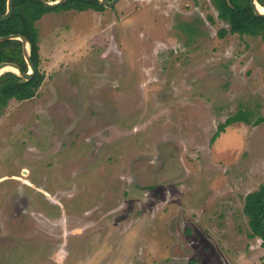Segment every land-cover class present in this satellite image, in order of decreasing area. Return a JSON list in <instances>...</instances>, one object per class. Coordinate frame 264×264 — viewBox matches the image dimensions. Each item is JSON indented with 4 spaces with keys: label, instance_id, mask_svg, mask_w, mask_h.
Masks as SVG:
<instances>
[{
    "label": "rangeland",
    "instance_id": "rangeland-1",
    "mask_svg": "<svg viewBox=\"0 0 264 264\" xmlns=\"http://www.w3.org/2000/svg\"><path fill=\"white\" fill-rule=\"evenodd\" d=\"M35 26L44 78L0 112V210L13 185L30 193L13 176L45 181L50 201L0 214V264H264L242 211L264 181V40L219 36L228 25L210 0L50 10ZM70 109L77 121L58 118ZM238 109L250 123L211 141ZM105 131L72 171L93 149L84 137ZM55 133L48 157L26 153ZM74 181L78 195L63 196Z\"/></svg>",
    "mask_w": 264,
    "mask_h": 264
},
{
    "label": "trees",
    "instance_id": "trees-1",
    "mask_svg": "<svg viewBox=\"0 0 264 264\" xmlns=\"http://www.w3.org/2000/svg\"><path fill=\"white\" fill-rule=\"evenodd\" d=\"M216 10V16L226 22L228 28H220L218 35L226 32L259 36L264 40V16L252 11L249 0H210ZM264 7V0H256ZM6 0H0V15L6 8ZM105 7L98 0H66L63 4L49 8L39 0H12L10 16L0 20V36L7 34L23 35L29 45V58L35 67V72L28 80H22L11 71L0 74V112L8 100H25L34 97L42 80L43 73L39 69L38 32L35 21L45 12L50 10H75L83 11L92 9L103 10ZM15 63L22 71L27 70V64L22 53L20 40L7 38L0 41V62ZM264 82V75H263ZM248 112L238 109L230 114L222 123L217 125L215 132L210 137L213 141L225 127L234 122L250 123ZM263 117L256 118L252 123H259ZM242 211L247 217L250 237L257 236L264 247V181L259 186L247 192L243 197Z\"/></svg>",
    "mask_w": 264,
    "mask_h": 264
},
{
    "label": "flooded vegetation",
    "instance_id": "flooded-vegetation-1",
    "mask_svg": "<svg viewBox=\"0 0 264 264\" xmlns=\"http://www.w3.org/2000/svg\"><path fill=\"white\" fill-rule=\"evenodd\" d=\"M73 116H74V113H72L71 112V109H70V112H67V113L60 112L58 118L59 119H62V120H64V118H69V120L72 121V122L73 121H77V120H75L73 118ZM105 132H106V134H105V136H103V139H102L103 141H101L100 139L97 140V138L95 139V137L94 138H91L92 136H90L88 138L86 136L84 137L85 138L84 140L86 142L93 144V149H91L90 151L88 150V154L84 157V161L83 162H80V164L82 163V165H80V164L76 165L75 167H73L72 171L73 170L76 171L78 168H83V166H84V168H87L88 165L92 162V160H94L96 158L95 156L98 155L97 154L98 153V149L102 145H104L103 143L108 142V138L107 137L110 135V133L107 132V131H105ZM76 133H80V132L76 131ZM77 135H80V134H77ZM96 135H98V134H96ZM56 138H57L56 137V133L55 134H52V138H50L51 139L50 143H52V145L50 143H48V145H50V147H47L46 150L45 149L44 150H38L37 148H30L29 147V148L26 149L27 150L26 153L28 155H32V156L33 155H36L37 153L38 154L40 153V156H43V158L44 157H48L51 153H53L52 152L54 150L53 148L59 143ZM64 146L65 145H63V144L60 145V147H62V148H64ZM60 147H59V149H60ZM38 154H37V156H38ZM65 163L66 162H64V164ZM63 166H65V165H63ZM24 172H25V170L22 169L21 174L24 173ZM155 174H157V173L155 172ZM23 175L25 176L26 174L24 173ZM144 175H145V173H142L140 175L141 178H139V179H143ZM14 177H16V176H13L12 180L13 179H17L18 181H20V184L21 185L25 186L26 189H30V193L25 192V190L22 188V186L20 187V189H18V185H13L10 188L9 192L7 193L8 195H7V197L4 200V205L2 206V209L0 210L1 216L4 213L6 214V216H12V215H14V216H21V213L22 212L23 213L25 212V207L26 206H30L29 204L32 202V200L34 199V197L38 193H40V195H39L40 197H42L43 199L48 200V202L50 201L49 200L50 199L49 198V195L50 194L45 191V188L48 186V184L45 181L34 180V183H32L33 181L31 182L26 177H18V178H14ZM135 183L137 185H139V186L142 185L139 182H135ZM71 185L68 188H62L61 189V191H62L61 194L63 196H66V197H75V196L78 195V193L80 191V187L77 185V183L75 181ZM108 187H109V185H108ZM105 190L107 192L101 191L100 192V196L101 195H105L106 193H108L107 187L105 188ZM109 193H110V190H109ZM31 206L33 208H35L34 205L31 204ZM30 213H33V211H30ZM11 219H12V217H11ZM34 219L36 221L39 220V218H36V217H34ZM35 220H33V221H35ZM0 223H1V225H4L5 227H7L6 226L7 224H6V222L4 220H1ZM34 223L35 222H29V223L26 222V226L23 229L25 231H27L26 232L27 234H30V233H33L34 231H37L36 230L37 228L35 229V227H34L35 226ZM41 229L46 232V230H44L43 226L41 227Z\"/></svg>",
    "mask_w": 264,
    "mask_h": 264
},
{
    "label": "water",
    "instance_id": "water-1",
    "mask_svg": "<svg viewBox=\"0 0 264 264\" xmlns=\"http://www.w3.org/2000/svg\"><path fill=\"white\" fill-rule=\"evenodd\" d=\"M39 1L44 6L49 7V8H53V7H56L60 4H63L66 0H39ZM117 1L118 0H98V2L106 8L113 6ZM5 4H6V8H5L4 13L0 15V20L7 19L11 14L12 0H6ZM249 4H250V7L252 8V11L255 14L264 16V11H260L259 7H257V5L263 9H264V7L259 5L256 0H249ZM7 38H16V39L20 40L21 45H22L23 57H24V60L27 64V70L22 71L15 63L3 61V62H0V74L3 71H11V72L15 73L16 75H18L22 80L30 79L35 72V67L29 58V45H28L26 38L21 34H7V35H1L0 41L3 39H7ZM4 66L13 67L15 69V71L6 70V69L1 70V68H3Z\"/></svg>",
    "mask_w": 264,
    "mask_h": 264
},
{
    "label": "bare ground",
    "instance_id": "bare-ground-1",
    "mask_svg": "<svg viewBox=\"0 0 264 264\" xmlns=\"http://www.w3.org/2000/svg\"><path fill=\"white\" fill-rule=\"evenodd\" d=\"M257 7H259V10L260 11H264V9L263 8H261L260 6H258L257 5ZM13 70V71H15V69L13 68V67H10V66H4L3 68H1V70Z\"/></svg>",
    "mask_w": 264,
    "mask_h": 264
}]
</instances>
